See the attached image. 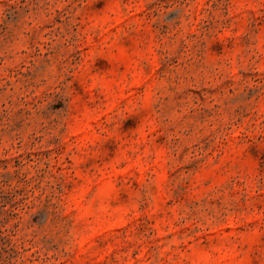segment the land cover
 Masks as SVG:
<instances>
[{"label":"rangeland","instance_id":"1","mask_svg":"<svg viewBox=\"0 0 264 264\" xmlns=\"http://www.w3.org/2000/svg\"><path fill=\"white\" fill-rule=\"evenodd\" d=\"M0 264H264V0H0Z\"/></svg>","mask_w":264,"mask_h":264}]
</instances>
